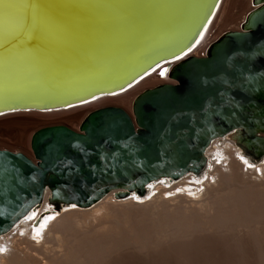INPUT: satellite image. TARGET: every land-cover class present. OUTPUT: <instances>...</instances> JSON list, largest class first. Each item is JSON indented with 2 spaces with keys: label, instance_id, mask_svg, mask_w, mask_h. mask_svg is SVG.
Instances as JSON below:
<instances>
[{
  "label": "water",
  "instance_id": "95a60500",
  "mask_svg": "<svg viewBox=\"0 0 264 264\" xmlns=\"http://www.w3.org/2000/svg\"><path fill=\"white\" fill-rule=\"evenodd\" d=\"M219 2L0 0V35H19L23 41L48 31L81 35L86 42L77 48L90 66L110 68L53 93L44 103L35 97L26 103L1 98L0 115L93 102L127 90L159 65L168 70L176 61L168 72L172 82L133 97L131 116L108 105L89 111L78 131L64 125L38 128L30 138L34 163L20 152L0 149V234L45 193L53 206L84 207L110 190H118V196L142 194L153 179L199 173L205 147L228 131L238 133L246 153L256 159L264 154V136L257 135L264 134V0H252L255 6L240 28L217 36L204 57L186 55ZM40 8L51 14L41 15ZM125 49L126 63H116L115 53Z\"/></svg>",
  "mask_w": 264,
  "mask_h": 264
},
{
  "label": "bare ground",
  "instance_id": "6f19581e",
  "mask_svg": "<svg viewBox=\"0 0 264 264\" xmlns=\"http://www.w3.org/2000/svg\"><path fill=\"white\" fill-rule=\"evenodd\" d=\"M233 6L252 8L250 0H220L186 55H194L206 45L220 19L226 25L235 17ZM10 34L0 35V99L26 103L35 97L44 103L46 97L86 76L110 70L108 65L90 66L88 57L80 54L84 36L48 31L23 41ZM8 38L18 40L4 44ZM115 55L116 63H126V49ZM164 65L127 90L93 102L50 112L2 114L0 126L17 125V130L13 134L2 132L0 140L7 142L5 137H11V146L24 145L20 150H6L20 152L34 163L25 129L53 120L70 128L86 110L111 104L124 107L131 116L132 96L156 82L171 80V66L160 70ZM159 70L165 75L158 74ZM67 102L46 107H61ZM238 143L235 131L214 137L204 149L200 176L187 173L177 179H153L144 187L146 198L136 192L121 198L129 193L118 196L114 189L89 208L69 203L70 208L54 214L45 193L38 204L0 234V264H264V158L257 165L234 159L233 151L242 148Z\"/></svg>",
  "mask_w": 264,
  "mask_h": 264
},
{
  "label": "rangeland",
  "instance_id": "374dc122",
  "mask_svg": "<svg viewBox=\"0 0 264 264\" xmlns=\"http://www.w3.org/2000/svg\"><path fill=\"white\" fill-rule=\"evenodd\" d=\"M250 3H251V6L253 7V6H255V4H253L252 3V0H250ZM247 6H245L244 8H243V10H239V8L237 7V6H233L232 8H231V13H233V14H235V17H232L231 18V20H229L228 21V23L225 25L222 21H223V19H220L219 20V22H218V24L215 26V31H213L214 33H213V35L210 37V39L209 40H212V37H214V38H216L217 36H219L221 33H223V32H225V31H227V30H237V28H236V26H237V24L238 23H240L241 24V22H242V20H243V18H244V16H245V14H246V12L248 11V10H250V9H248V7L246 8ZM245 11V12H244ZM237 12V13H236ZM241 21V22H240ZM231 27V29H229ZM222 28H224V29H222ZM217 34V35H216ZM213 38V39H214ZM208 40V41H209ZM171 79V78H170ZM169 82H172V79L169 81ZM160 83H163V82H160ZM156 84H159V82H156V83H154L153 85H150V86H147V87H144V88H148V87H152V86H154V85H156ZM144 88H142V89H144ZM141 89V90H142ZM140 90V91H141ZM139 91V92H140ZM138 92V93H139ZM137 94V93H136ZM135 94V95H136ZM134 95V96H135ZM134 96H132V98L134 97ZM112 106H114L113 104H111ZM106 106H108V105H106ZM116 106V105H115ZM118 106V105H117ZM98 107H102V106H98ZM98 107H93V108H91V109H88V110H86L85 111V113L84 114H82L81 116H80V118H79V120L76 122V125L75 124H73V126H69V125H67V126H69L71 129H73L74 131H78V126H79V123H80V121H81V119L89 112V111H91L92 109H94V108H98ZM118 107H121V108H123L124 109V107H122V106H118ZM127 107H129V106H127ZM55 124H63V125H66V124H64L63 123V121L61 122V121H58V120H53V121H50V122H44V123H40V124H37V125H35V126H33L32 128H27V129H25V133H27V147L29 148V150H30V152H31V156L33 155L32 154V151H31V148H30V138H31V135H32V133H33V131H35L36 129H38V128H41V127H44V126H48V125H55ZM17 130V125H13V126H10V127H8V128H5V129H3V126H0V137H1V134H2V132H5V133H9V132H12V134L13 133H15V131ZM5 139H7L8 141V143L7 142H3V141H1L0 140V148L1 149H3V148H7V149H9V150H20L19 148H23L24 147V145H22V144H17V145H12L11 146V140H9V139H11V137H5ZM237 140V139H236ZM242 149V148H241ZM24 154H26V155H29L28 154V152L27 151H25V150H21ZM246 156L254 163V162H257L258 160H260L261 158L263 159L264 157V154H263V156H261V158H254L253 156H251L250 154H246ZM32 158H33V156H32ZM259 163V162H258ZM258 163H256L255 165H257ZM203 172H201V173H199V174H196L197 176H200L201 174H202ZM200 179H202V178H200ZM199 179V180H200ZM131 193V192H130ZM127 194L126 196H124V197H121V198H125V197H129L131 194ZM135 194H137V196L138 197H140V198H146V193L145 192H143L142 194H138V193H135ZM104 197V196H103ZM102 197V198H103ZM120 198V197H119ZM118 198V199H119ZM99 201V200H98ZM97 201V202H98ZM96 203V202H95ZM95 203H93V204H95ZM92 204V205H93ZM92 205H89V206H84V207H82V208H89V207H91ZM70 208L71 206L70 205H67V204H58V205H54L53 206V209L55 210L54 211V214H60L62 211H64L65 209H67V208ZM80 207V206H79Z\"/></svg>",
  "mask_w": 264,
  "mask_h": 264
},
{
  "label": "snow or ice",
  "instance_id": "6c2138e0",
  "mask_svg": "<svg viewBox=\"0 0 264 264\" xmlns=\"http://www.w3.org/2000/svg\"><path fill=\"white\" fill-rule=\"evenodd\" d=\"M39 13L43 16H48L51 14V10L47 9V8H40L38 9ZM26 19L30 20L31 17H27ZM166 71V70H165ZM165 71L160 72L161 76L165 75ZM246 80L248 83H252V78L246 77ZM251 167V165H249Z\"/></svg>",
  "mask_w": 264,
  "mask_h": 264
},
{
  "label": "built area",
  "instance_id": "2783aa9c",
  "mask_svg": "<svg viewBox=\"0 0 264 264\" xmlns=\"http://www.w3.org/2000/svg\"><path fill=\"white\" fill-rule=\"evenodd\" d=\"M214 39H215V38H214ZM214 39L209 40V41H206V45H205L202 49H199V50L194 54V56H196V57H204L205 54H206V49H207L208 45H209ZM158 74H159V73H158Z\"/></svg>",
  "mask_w": 264,
  "mask_h": 264
}]
</instances>
